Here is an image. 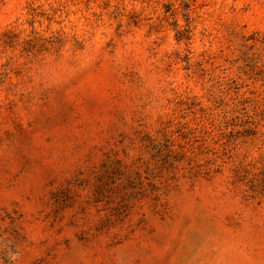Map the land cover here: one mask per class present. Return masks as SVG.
<instances>
[{
  "label": "clouds",
  "instance_id": "obj_1",
  "mask_svg": "<svg viewBox=\"0 0 264 264\" xmlns=\"http://www.w3.org/2000/svg\"><path fill=\"white\" fill-rule=\"evenodd\" d=\"M0 264H264V0H0Z\"/></svg>",
  "mask_w": 264,
  "mask_h": 264
},
{
  "label": "rangeland",
  "instance_id": "obj_2",
  "mask_svg": "<svg viewBox=\"0 0 264 264\" xmlns=\"http://www.w3.org/2000/svg\"><path fill=\"white\" fill-rule=\"evenodd\" d=\"M168 7H169L168 5H166V6H165V11H167V10H168ZM184 7L186 8V7H187V5L185 4V5H184ZM185 19H187V18H185ZM173 23H174V22H173Z\"/></svg>",
  "mask_w": 264,
  "mask_h": 264
}]
</instances>
